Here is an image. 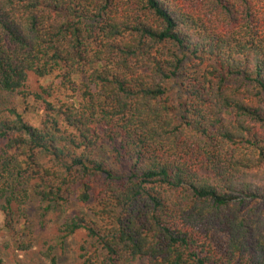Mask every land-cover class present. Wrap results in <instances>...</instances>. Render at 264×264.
<instances>
[{"label": "trees", "instance_id": "trees-1", "mask_svg": "<svg viewBox=\"0 0 264 264\" xmlns=\"http://www.w3.org/2000/svg\"><path fill=\"white\" fill-rule=\"evenodd\" d=\"M55 72L77 101L0 111L6 218L92 203L80 264H264V0H0V92Z\"/></svg>", "mask_w": 264, "mask_h": 264}, {"label": "rangeland", "instance_id": "rangeland-1", "mask_svg": "<svg viewBox=\"0 0 264 264\" xmlns=\"http://www.w3.org/2000/svg\"><path fill=\"white\" fill-rule=\"evenodd\" d=\"M182 81L179 76L172 84L174 96L178 99L181 98L179 84ZM62 82L59 72L46 78L31 75L22 90L0 92V111L6 113L9 109H16L25 121L38 127L45 118V112L35 95L52 104L73 102L81 97V79L73 78L67 86ZM18 207L22 211H16L14 219L6 218L0 211V264H80L82 247L89 253L99 247L87 239L85 231L70 237L61 233V227L69 216L78 214L93 218L92 203L84 204L75 198L67 204H49L41 202L31 191L29 200ZM29 245L33 248L28 252L17 248Z\"/></svg>", "mask_w": 264, "mask_h": 264}]
</instances>
